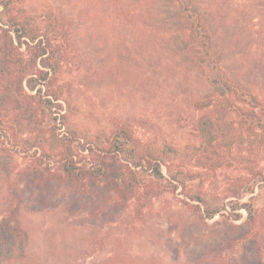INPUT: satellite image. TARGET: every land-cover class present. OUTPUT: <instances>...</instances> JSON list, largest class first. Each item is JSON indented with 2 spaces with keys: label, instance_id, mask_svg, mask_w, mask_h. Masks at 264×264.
I'll use <instances>...</instances> for the list:
<instances>
[{
  "label": "rangeland",
  "instance_id": "1",
  "mask_svg": "<svg viewBox=\"0 0 264 264\" xmlns=\"http://www.w3.org/2000/svg\"><path fill=\"white\" fill-rule=\"evenodd\" d=\"M18 1V21L50 37L64 57L43 96L32 97L24 79L41 66L26 45L17 47L15 26L0 22V62L12 40L21 59L0 73V221L28 245L24 256L0 255V264L114 256L264 264V0H194L226 72L259 96L257 117L197 106L214 87L169 0ZM48 89L62 106L42 100ZM121 129L141 141L138 153L186 184L174 190L144 172L134 179V167L115 158L106 180L65 177L61 158L92 169ZM208 129L217 133L211 140ZM46 163L51 171L35 174ZM195 193L221 212L207 218L189 197ZM231 200H252L254 220L245 208L234 219Z\"/></svg>",
  "mask_w": 264,
  "mask_h": 264
},
{
  "label": "trees",
  "instance_id": "2",
  "mask_svg": "<svg viewBox=\"0 0 264 264\" xmlns=\"http://www.w3.org/2000/svg\"><path fill=\"white\" fill-rule=\"evenodd\" d=\"M176 6L174 9V15H180L183 20V29L189 30V38L193 43V49L196 53L198 64L206 71L210 83L214 87V91L205 95L201 100H198L197 106L200 108L206 106H213L219 111H234L241 110L247 111L254 117L259 115L262 109L260 98L257 94L245 87L241 82L236 81L235 78L231 77L224 66H222L219 57L214 48L212 41V34L209 26L206 24V19L202 16L200 11L195 5L194 0H169ZM19 4L18 0H0V22L3 24H9V28L14 25L15 39L18 41L17 47L20 48L23 45L27 46L28 53L32 54V62H37L41 69L36 74L28 75L24 80L26 86L30 91H37L36 94L31 95L32 97H42L43 88L50 87V82L53 79L54 74L60 67V62L64 57V51L60 49L50 37L38 33L35 29H26V25L14 16L13 9ZM21 9V7H20ZM19 10V7H18ZM6 31H10L9 29ZM25 37H27L25 39ZM14 39V38H13ZM12 46H14V40L9 44L10 48L4 49V57L1 63L0 73H4L5 70H10V64H19L20 58L14 55ZM45 90L44 97L42 100L48 105L53 106L57 104L62 106L60 103H55L54 100L57 98L49 97L51 93ZM238 102H245L249 105L248 108L239 105ZM24 106V105H22ZM260 122V121H259ZM2 121L0 120V126ZM264 124V123H263ZM212 132V130H211ZM215 131L210 133L209 129L206 136L211 140L212 137H216ZM207 139V142L210 140ZM141 145V141L133 136L128 130L121 129L116 133V137L112 140L111 147L107 150H103V153L96 154V158H93L95 163L92 169L78 166L77 161L73 157H65L60 159V169L65 177L71 180H82L86 175H91L93 179L106 180L111 176L113 170L112 164L108 161V158H115L123 160L127 165L134 167L130 168V173L133 178L136 179V175L140 172L148 173L156 181L165 180L168 184L176 190L180 185H184L185 179L182 174L169 171V176H166L162 170L163 163L160 159L154 158L149 160L144 155L138 153L137 147ZM83 150L87 147L84 145ZM89 148V147H88ZM92 146L90 147V149ZM93 152L94 150L91 149ZM96 159V160H95ZM130 166V167H131ZM51 171L49 163L41 171H35V174L42 175ZM112 175L116 178L124 176L123 172H114ZM264 180V175H262ZM254 189V188H252ZM191 200L199 201L200 204H196V207L201 209L204 207L202 212L207 218H213L216 214L221 212V207L216 204L209 203L208 199L198 193L189 195ZM231 216L234 219L241 218V213L237 210L245 208L249 213V221L254 220V205L252 200L240 202L239 200H231ZM16 212V211H14ZM6 222L0 221V226L3 229L1 237L3 238L2 244H0V255L4 256L5 259L12 258L13 255L18 253L24 256L27 253L28 245L19 243L17 236L11 232L12 237L8 234V230L3 227L6 226ZM21 233V232H20ZM19 235V234H18ZM9 236V238H8ZM1 239V238H0ZM1 241V240H0ZM1 243V242H0ZM30 250V249H29ZM34 259H31V264H44L38 259L33 263ZM54 264V262H51ZM61 264H68L69 261L56 262ZM89 264H163L155 257H134V258H120V257H108L100 261H91ZM165 264V263H164ZM174 264V263H172Z\"/></svg>",
  "mask_w": 264,
  "mask_h": 264
}]
</instances>
